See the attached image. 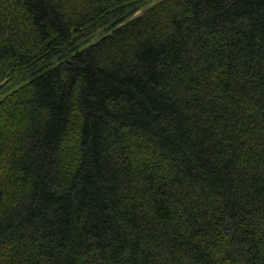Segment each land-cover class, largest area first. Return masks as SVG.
I'll use <instances>...</instances> for the list:
<instances>
[{"label": "trees", "instance_id": "obj_1", "mask_svg": "<svg viewBox=\"0 0 264 264\" xmlns=\"http://www.w3.org/2000/svg\"><path fill=\"white\" fill-rule=\"evenodd\" d=\"M0 264H264V0H0Z\"/></svg>", "mask_w": 264, "mask_h": 264}]
</instances>
